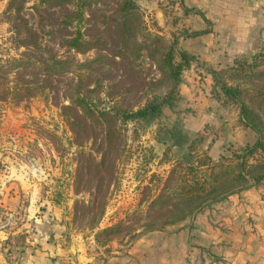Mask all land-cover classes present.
<instances>
[{
	"label": "rangeland",
	"instance_id": "374dc122",
	"mask_svg": "<svg viewBox=\"0 0 264 264\" xmlns=\"http://www.w3.org/2000/svg\"><path fill=\"white\" fill-rule=\"evenodd\" d=\"M9 1L0 0V61L18 58L25 50L14 44L12 25L5 14ZM132 3L135 16L129 17L137 21L126 27L124 40L115 38L119 27L114 22L108 27L94 21L82 25L89 43L83 54L75 55L78 61L104 55L105 50L118 49L125 56V62L114 66L113 77H98L89 83V89L100 85L104 91L95 109L136 111L154 95L170 91L173 81L168 74L164 76L160 66L169 49L174 64L185 66L180 53L190 58L179 76L174 107L165 109L149 126L124 124L118 117L115 122L83 120L79 123L86 124L87 131L74 133L59 106H70L67 100L56 104L40 95L19 100L15 94L2 100L0 252L9 264L13 258L19 260L27 239L42 226L58 225L64 235L70 237L71 232L103 255L126 250L146 234L180 228L191 219L192 209L198 206L199 212L211 201L207 197L192 208H175L186 197L181 188L193 186L196 178L208 173L205 167L210 160L215 163L230 150L250 149L258 140L238 122L239 108L225 99L221 87L254 91L260 84L259 75L251 74L248 79V72L242 69L248 70L253 58L264 51V0H203V8L193 7L206 16V28L214 36L204 42L211 52L201 50L199 55L196 52L203 41L187 44L178 12L161 9L163 21L147 14L139 0ZM116 4L103 10L111 20L122 7L120 2ZM33 5L34 0H27V14ZM55 18L45 22L47 32ZM91 25L95 27L89 31ZM103 31L106 43L99 40ZM157 39L164 45L155 43ZM193 75L197 85L191 90ZM15 80L13 73L2 84L14 93ZM106 89L111 91L110 97L104 94ZM249 96L242 97L253 99V105L262 101ZM110 127L117 129L116 133H110ZM184 137L188 145L176 146ZM263 161L257 154L247 165ZM183 216L185 221L180 220Z\"/></svg>",
	"mask_w": 264,
	"mask_h": 264
},
{
	"label": "trees",
	"instance_id": "16d2710c",
	"mask_svg": "<svg viewBox=\"0 0 264 264\" xmlns=\"http://www.w3.org/2000/svg\"><path fill=\"white\" fill-rule=\"evenodd\" d=\"M119 2V6L122 7L120 10L117 8L111 20L110 16L106 15L107 12H103L104 7L108 8L112 4L117 6L116 3ZM26 4L27 0H10L5 12L12 25L16 48L25 50L18 55V58L0 61V102L14 94L19 100L39 95L56 104L67 100L71 103L70 106H64L62 103L59 106L73 126L74 133L87 131V125L79 123L83 120L90 123L115 122L118 117L124 124L136 122L138 125L149 126L163 116L165 109L174 107V93L180 83L179 76L183 69L187 68L190 58L186 53H180L185 66L174 64L169 49L161 57L160 66L164 76L169 75L170 80L173 81V88L171 87L170 91L162 95H154L151 101L143 107H137L136 111L113 107L109 111L95 109L96 101H99L98 97H101L104 91L100 85H94V89H89V83L96 81L98 77L109 80L111 76L113 77L114 66L125 62V56L122 51H116L118 49L105 50L104 55H96L83 63L78 61L75 55L83 54V48L89 43L82 25L94 21V24L108 27L110 21L114 22L119 27L114 32L115 38L124 40L127 34L126 27L132 26L133 21H137L136 17L133 20L129 17L135 16L133 12L136 7L132 0H34L30 14H27L24 8ZM197 14L208 24L201 13ZM53 16H56L55 25L49 27L50 34L44 24ZM94 27L95 25H91L89 31ZM45 34L47 39L42 38ZM102 34L104 31L100 32L99 40L102 39L103 43H106ZM203 34H207V31L187 33L184 38H196ZM136 36V32L131 35L133 41ZM155 43L164 45L162 39H157ZM252 62V65H248V70L242 69V71L248 72L246 73L248 79L251 78V74L259 75L260 84L256 90L245 91L239 87L222 86L221 91L228 102L239 108L238 122L252 131L258 140L250 149L230 150L228 156L223 155L217 162L210 160L205 167L209 169L208 173H204L201 179L196 178L193 186L186 185L181 188L186 197L178 202L175 208L179 207L182 210L192 208L203 203L208 197L211 201L204 203L205 208L234 193L252 186L264 185V161L250 167L247 165L249 158L257 154L264 160V70L258 71V68H264V51L255 56ZM13 73L17 87L14 88V93H11L13 88L8 89L2 82L7 81ZM104 94L110 97L111 91L108 89ZM243 94L247 96L252 94L262 101L253 105V99L247 101V98L242 97ZM109 131L116 133L117 129L110 127ZM188 143L189 141L184 137L176 146H186ZM185 182L189 184L188 181ZM210 185L211 187L207 189ZM197 208L198 206L190 211L189 218L197 213ZM186 219V216L180 218L182 221Z\"/></svg>",
	"mask_w": 264,
	"mask_h": 264
},
{
	"label": "crops",
	"instance_id": "0c3cea01",
	"mask_svg": "<svg viewBox=\"0 0 264 264\" xmlns=\"http://www.w3.org/2000/svg\"><path fill=\"white\" fill-rule=\"evenodd\" d=\"M139 4L163 21L161 9H174L187 33L207 31L186 39L187 44L203 41L197 55L201 50L211 52L204 42L213 40L212 30L206 28L200 12L192 9L203 8V0H139ZM195 77L191 90L197 85ZM0 264H9L1 252ZM18 264H264V185L234 193L206 206L186 225L146 234L126 250L110 255L95 252L71 232L67 237L58 225L42 226L27 239Z\"/></svg>",
	"mask_w": 264,
	"mask_h": 264
},
{
	"label": "built area",
	"instance_id": "2783aa9c",
	"mask_svg": "<svg viewBox=\"0 0 264 264\" xmlns=\"http://www.w3.org/2000/svg\"><path fill=\"white\" fill-rule=\"evenodd\" d=\"M12 261H13V264H18V259L17 258H13Z\"/></svg>",
	"mask_w": 264,
	"mask_h": 264
}]
</instances>
